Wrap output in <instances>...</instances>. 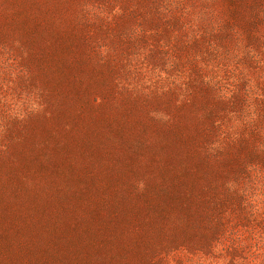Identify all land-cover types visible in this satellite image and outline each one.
Here are the masks:
<instances>
[{"label":"rangeland","instance_id":"obj_1","mask_svg":"<svg viewBox=\"0 0 264 264\" xmlns=\"http://www.w3.org/2000/svg\"><path fill=\"white\" fill-rule=\"evenodd\" d=\"M0 264H264V0H0Z\"/></svg>","mask_w":264,"mask_h":264}]
</instances>
